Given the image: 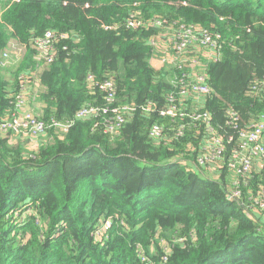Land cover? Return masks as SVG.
Returning <instances> with one entry per match:
<instances>
[{
    "label": "trees",
    "instance_id": "16d2710c",
    "mask_svg": "<svg viewBox=\"0 0 264 264\" xmlns=\"http://www.w3.org/2000/svg\"><path fill=\"white\" fill-rule=\"evenodd\" d=\"M156 18L221 38L205 65L202 107L225 139L226 160L238 131L264 119V0H0V55L10 41L25 51L13 84L0 69V123L13 112L19 77L29 82L39 66L35 39L46 31L73 36L59 40L38 75L41 117L68 123L67 132L49 130L33 151L0 136V264H264V209L252 208L264 166L232 201L226 166L213 179L188 163L202 126L165 146L148 137L153 123L173 126L155 108L142 111L147 102L163 108L172 91L168 71L150 65ZM131 19L144 24L131 27ZM89 75L95 83L111 78L116 103L135 107L115 136L102 117L75 119L86 104L103 103Z\"/></svg>",
    "mask_w": 264,
    "mask_h": 264
},
{
    "label": "built area",
    "instance_id": "2783aa9c",
    "mask_svg": "<svg viewBox=\"0 0 264 264\" xmlns=\"http://www.w3.org/2000/svg\"><path fill=\"white\" fill-rule=\"evenodd\" d=\"M142 24L144 23L132 19L128 22L131 27H140ZM151 26L159 31L165 28L172 30V35L168 39L170 56L167 60H163V63L168 64L169 68L170 66L173 68L174 77L169 80L172 91L166 96V104L163 108L157 109L151 102H147L142 107L143 112H150L155 108L160 117L169 118L173 123L170 129H165L162 125L153 123L148 130L149 139L155 144L165 146L170 144L171 141L182 137L186 130L197 129V127L202 126L204 138L200 150L195 160H190L188 163L192 164L199 172L200 170L212 171L211 167H215L214 170H219L221 167L226 166L230 175L234 177L228 199L239 201L242 197L241 185L246 184V181L251 177L255 160H261L264 163L263 117L252 120L246 128L238 131L236 147L231 150L230 156L226 160L225 139L212 125L211 114L203 110V107H185L188 101L195 103L200 100L199 98H203L204 102L210 94L206 84L205 65L208 61L217 58V50L221 48L220 36L213 37L207 30L198 26H177L160 20L152 21ZM72 37V35L69 37L68 34L56 35L53 31H46L42 37L36 38L34 42L38 51L37 62L46 65L51 64L55 59L59 40L71 39ZM156 38L151 39L149 42L153 48V53L156 52L157 48ZM9 60L10 56L8 54L2 53L0 55L1 71L14 64V61L9 63ZM19 81L20 88L15 95L13 112L1 121L0 134L20 133L38 140L40 136L47 134L52 129L63 136L69 128L68 123L57 121L54 118L46 121L33 111L24 109L29 102L26 95L29 83L28 78L25 76H20ZM88 86L100 90L103 95V103L86 104L76 112L75 119L102 117L105 133L110 136L117 135L126 122V117L135 110L134 105L116 103V86L111 78L95 83L94 77L89 75ZM261 86L264 87V79ZM227 116L228 125L236 129L237 114L230 110L227 112ZM228 141L233 142V138L228 137ZM258 195L259 197L254 200L252 208L260 212L264 209L263 188ZM109 227L110 222L106 221L102 229L106 230ZM96 234L101 236L102 233L96 232ZM164 251L168 254L169 247H165ZM141 261L147 262V258L142 255Z\"/></svg>",
    "mask_w": 264,
    "mask_h": 264
},
{
    "label": "crops",
    "instance_id": "0c3cea01",
    "mask_svg": "<svg viewBox=\"0 0 264 264\" xmlns=\"http://www.w3.org/2000/svg\"><path fill=\"white\" fill-rule=\"evenodd\" d=\"M156 40V44H157V48H156V53L152 54V57L150 59V65L152 68L155 69V71H161V70H165L168 71V75H166L167 79H172L174 77V70L173 68L168 64L163 63V60H167L170 56L169 51H168V47H169V43L167 48L165 49V45L163 43L160 42V35L155 39ZM158 51L160 52V55H158ZM39 66L37 65L36 70H34L31 74V79L28 82V87H27V92L26 95L28 97V104L25 106L24 109L28 110V111H33L36 115H42V110H43V104L40 102L39 98H40V94L43 92V87L41 86L40 82H39V78L38 75L41 72V70L44 67H40V63L38 62ZM8 69H6L5 71H2V74L4 76V78L6 79V81L11 85L14 82V77L13 74L16 70L13 71L12 74H10V76L8 74H4L3 72H6ZM200 100H198L197 102H192V101H188V103L185 104V107L187 108H192L194 106H199L202 107L203 105V98H199ZM0 136H8L9 138V143L11 145H17V144H21L20 143V137L19 136H15L13 135V133L8 134V135H3L0 134ZM46 138H43V140L41 141H37L36 139L32 138V137H28L25 138L24 140V146L28 151H33L36 150L39 146L46 144ZM38 143V145H37ZM264 163L261 160H255V163L253 165V171H259L261 169H263ZM213 173H215L217 170H214L215 167H211ZM207 177L211 176L210 172H205ZM216 175V174H215ZM212 178V177H210ZM218 178V177H216ZM213 178V179H216ZM233 176L230 175L229 179H230V184H232L233 181Z\"/></svg>",
    "mask_w": 264,
    "mask_h": 264
},
{
    "label": "rangeland",
    "instance_id": "374dc122",
    "mask_svg": "<svg viewBox=\"0 0 264 264\" xmlns=\"http://www.w3.org/2000/svg\"><path fill=\"white\" fill-rule=\"evenodd\" d=\"M139 14V12H138ZM155 20H160V21H165L161 18H156ZM160 42L163 43L165 45V49L168 46V39H170V36L172 35V30H170V28H165L164 30L160 29ZM24 48L22 46H20L19 44H17L15 41H10V43L8 44L7 48L3 51V53H6L10 56V60L9 63L11 61H14V64L7 68L8 70L6 72H3L4 74H8L10 76V74L13 73V71L15 70V68L17 67V65L20 62V59L24 56ZM157 52V51H156ZM155 52V53H156ZM158 55H160V52L158 51ZM46 66V64L44 63H40V67H44ZM154 69V68H153ZM6 69L2 70L5 71ZM155 70V69H154ZM156 72V71H155ZM159 72V71H157ZM13 135H15L16 137L19 136L20 137V143L21 145L24 144V140L25 138H28L29 136L26 134H20V133H13ZM48 134H45L43 136H40L38 138V142L43 140V138H46ZM25 145V144H24ZM38 145V143H37ZM211 173V176H213V171H208ZM218 177V173L216 175L213 176V178Z\"/></svg>",
    "mask_w": 264,
    "mask_h": 264
},
{
    "label": "water",
    "instance_id": "95a60500",
    "mask_svg": "<svg viewBox=\"0 0 264 264\" xmlns=\"http://www.w3.org/2000/svg\"><path fill=\"white\" fill-rule=\"evenodd\" d=\"M232 201H236V200H232Z\"/></svg>",
    "mask_w": 264,
    "mask_h": 264
}]
</instances>
